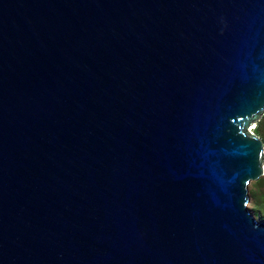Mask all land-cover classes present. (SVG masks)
<instances>
[{
	"label": "water",
	"instance_id": "water-1",
	"mask_svg": "<svg viewBox=\"0 0 264 264\" xmlns=\"http://www.w3.org/2000/svg\"><path fill=\"white\" fill-rule=\"evenodd\" d=\"M264 0H0V264H264Z\"/></svg>",
	"mask_w": 264,
	"mask_h": 264
},
{
	"label": "rangeland",
	"instance_id": "rangeland-1",
	"mask_svg": "<svg viewBox=\"0 0 264 264\" xmlns=\"http://www.w3.org/2000/svg\"><path fill=\"white\" fill-rule=\"evenodd\" d=\"M254 126L255 128L252 131L259 136L264 143V115L261 117L260 121L252 127ZM259 180H264V176ZM259 180L252 181L249 185L250 201L247 207L259 222H264V181L261 182L260 188H257L258 186L256 184ZM257 196H261V204L257 203L259 202L256 200Z\"/></svg>",
	"mask_w": 264,
	"mask_h": 264
},
{
	"label": "trees",
	"instance_id": "trees-1",
	"mask_svg": "<svg viewBox=\"0 0 264 264\" xmlns=\"http://www.w3.org/2000/svg\"><path fill=\"white\" fill-rule=\"evenodd\" d=\"M262 181H264V180H259V182L256 184V185L258 186L257 188H260V185H261V182H262ZM260 198H261V196H257V197H256V200L259 201V202H257V203H259V204L262 203V202H260V201H261Z\"/></svg>",
	"mask_w": 264,
	"mask_h": 264
},
{
	"label": "bare ground",
	"instance_id": "bare-ground-1",
	"mask_svg": "<svg viewBox=\"0 0 264 264\" xmlns=\"http://www.w3.org/2000/svg\"><path fill=\"white\" fill-rule=\"evenodd\" d=\"M255 128V126L254 127H252V130Z\"/></svg>",
	"mask_w": 264,
	"mask_h": 264
}]
</instances>
